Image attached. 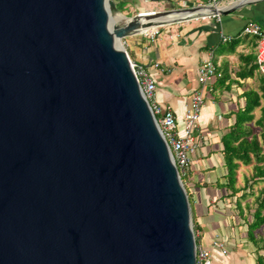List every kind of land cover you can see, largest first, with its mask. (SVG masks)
<instances>
[{
	"label": "water",
	"instance_id": "1",
	"mask_svg": "<svg viewBox=\"0 0 264 264\" xmlns=\"http://www.w3.org/2000/svg\"><path fill=\"white\" fill-rule=\"evenodd\" d=\"M251 1L118 19L112 0H0V264H194L185 190L119 41Z\"/></svg>",
	"mask_w": 264,
	"mask_h": 264
},
{
	"label": "crops",
	"instance_id": "2",
	"mask_svg": "<svg viewBox=\"0 0 264 264\" xmlns=\"http://www.w3.org/2000/svg\"><path fill=\"white\" fill-rule=\"evenodd\" d=\"M112 1L120 9L125 7L130 11L128 14L119 9L123 15L132 16L149 10L186 8L212 1H216L214 4L218 9L228 10L239 0ZM247 21L256 22L264 32V0H252L222 15H200L164 22L156 25L157 33L152 37L138 33L124 38L128 58L145 67L154 80L150 101L160 107L169 106L179 130L192 91L201 89L196 81L200 60L210 53L221 73L201 89L203 102L197 119V132L201 138L183 177L195 225V242L211 251L212 264H257L254 254L251 257L236 246L242 240L238 242L236 239L235 246L229 249L225 246V254L211 246L214 238L223 241L221 237L227 238L229 231L230 238H237L242 234L241 229L244 230V217L234 214L236 193L225 195L230 190H225L221 184L225 172L221 136L233 122V112L242 105V92L254 88L260 75L256 69L252 75L242 76L247 68L244 57L255 51L253 36L241 33ZM155 62L158 67L153 68ZM218 187L224 190L216 195L214 189L219 191ZM248 200L241 201L240 205L244 206ZM222 201L228 211L221 205ZM259 254L264 258V249H260Z\"/></svg>",
	"mask_w": 264,
	"mask_h": 264
},
{
	"label": "trees",
	"instance_id": "3",
	"mask_svg": "<svg viewBox=\"0 0 264 264\" xmlns=\"http://www.w3.org/2000/svg\"><path fill=\"white\" fill-rule=\"evenodd\" d=\"M115 8L117 11L120 9L117 5ZM252 38V47H255L257 39L254 36ZM244 63L247 68L242 76L252 75L257 69L255 51L253 55L244 57ZM255 110L258 111L257 115ZM233 116V122L221 136L222 164L225 166L221 184L225 190H230V193L225 195L236 193V204L233 207L236 214L244 217L242 212L246 211L247 217L243 218L246 240L253 246L257 264H263L264 258L259 254L260 249H264V77L261 74L257 76L254 88L242 92V105L233 112ZM240 166L248 167L249 172L242 173L243 183L236 187V171ZM184 175H180V179L188 201ZM248 198H251L250 202L241 206L240 202ZM191 219L192 230L195 231L192 215ZM259 229L262 231L258 232Z\"/></svg>",
	"mask_w": 264,
	"mask_h": 264
},
{
	"label": "built area",
	"instance_id": "4",
	"mask_svg": "<svg viewBox=\"0 0 264 264\" xmlns=\"http://www.w3.org/2000/svg\"><path fill=\"white\" fill-rule=\"evenodd\" d=\"M157 33L156 26L143 28L140 31L142 35L152 37ZM241 33L244 35L254 36L257 39L255 46V63L257 70L264 77V32L262 28L254 21H247L241 28ZM224 40L225 37H222ZM119 44L124 49L125 41L122 38ZM125 50V49H124ZM128 58V56H127ZM128 62L132 74L141 90L144 98L147 101L150 112L154 117V121L160 131L164 142L168 148L169 154L173 160L177 174L183 176L190 163L191 154L198 146L200 134L197 132V119L200 108L203 102L202 88L205 84L213 81L214 78L221 76V73L212 60V55L202 58L196 69V81L201 86V89L192 91L190 95L189 107L183 115V125L179 130L177 128L175 117L169 106L160 107L150 101L154 91V80L145 67L137 65L128 58ZM153 68L158 67V63L152 64ZM194 237V264H212L211 251L195 242ZM211 246L220 250L221 254H225V243L214 238L211 241Z\"/></svg>",
	"mask_w": 264,
	"mask_h": 264
},
{
	"label": "rangeland",
	"instance_id": "5",
	"mask_svg": "<svg viewBox=\"0 0 264 264\" xmlns=\"http://www.w3.org/2000/svg\"><path fill=\"white\" fill-rule=\"evenodd\" d=\"M120 7V6H119ZM126 8L124 7L123 9L121 8L120 10L123 12V13H128V14H130V11H127V10H125ZM117 12L116 10H111L110 11V16L112 17V18H114L117 14H123L122 12ZM149 11H155V10H149ZM248 172H249V169H248V167H239L238 169H237V171H236V183H235V185L236 186H241L242 185V173H245V174H248ZM181 182H182V180H181ZM219 188V191H218V189L217 188H215L214 189V191H215V193H216V195H218V193L219 192H223V188H221V187H218ZM251 200V199H250ZM250 200H248L249 202H250ZM223 202V201H222ZM219 204V203H218ZM222 206H224L225 207V210L227 209V207L225 206L226 204H224V202L221 204ZM243 206V205H242ZM229 209H227V211H228ZM246 211H244L243 210V213H244V218H246L247 217V214L245 213ZM234 214L235 215H237L236 213H235V211H234ZM190 215H191V213H190ZM231 215V214H230ZM234 221V220H233ZM191 222H192V219H191ZM262 230L261 229H259L258 230V232H261ZM242 234L240 235L239 234V237L237 236V238H235V237H233V238H230V236H231V232L229 231V236L226 238L225 236H223V237H221V239H223V241L225 242V246L227 247V249H229L231 246H235V240L236 239H238L237 241L239 242V240H242L240 243H238V245H236V246H238V248H239V250L241 249H243V252L244 253H249V255L252 257L253 256V254L256 256V254L253 252V246L251 245V243L249 242V241H247L246 240V238H247V235H246V232H245V226H244V230L243 229H241V231H240ZM195 234V233H194ZM243 242H244V244H243ZM252 253V254H251ZM247 255V254H246Z\"/></svg>",
	"mask_w": 264,
	"mask_h": 264
},
{
	"label": "bare ground",
	"instance_id": "6",
	"mask_svg": "<svg viewBox=\"0 0 264 264\" xmlns=\"http://www.w3.org/2000/svg\"><path fill=\"white\" fill-rule=\"evenodd\" d=\"M114 18H118V19H120V18H122V17H121L120 14H117Z\"/></svg>",
	"mask_w": 264,
	"mask_h": 264
}]
</instances>
